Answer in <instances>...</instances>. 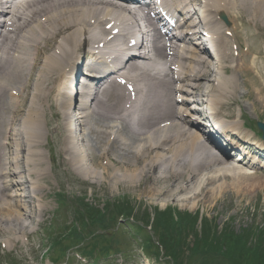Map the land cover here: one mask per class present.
Listing matches in <instances>:
<instances>
[{
	"label": "bare ground",
	"instance_id": "bare-ground-1",
	"mask_svg": "<svg viewBox=\"0 0 264 264\" xmlns=\"http://www.w3.org/2000/svg\"><path fill=\"white\" fill-rule=\"evenodd\" d=\"M195 1L154 0L163 13L159 20L172 22L175 35L186 36L182 26L196 38L198 24L209 32L218 61L185 62L169 87H156L159 70L147 46L110 35L96 21L98 0H0V254L18 247L33 220L48 211L41 148L45 143L52 160L48 142L56 166L79 172L112 196L129 191L155 208L171 202L213 211L228 192L240 200L264 197V161L260 165L250 151L264 150V142L241 136L233 112L245 99L264 114V0H201L198 22L190 11ZM190 53L189 59L198 55ZM82 54L89 78L74 88L69 77L77 70H69ZM109 59L116 60L105 66ZM119 70L122 82L109 81ZM130 85L135 96L123 101V87ZM61 87L68 99L57 108ZM76 92L81 99L74 105ZM185 95L229 122L212 119L213 130L200 126L183 107L190 100ZM171 117L174 130L165 121ZM237 150L244 157L229 161Z\"/></svg>",
	"mask_w": 264,
	"mask_h": 264
},
{
	"label": "rangeland",
	"instance_id": "rangeland-1",
	"mask_svg": "<svg viewBox=\"0 0 264 264\" xmlns=\"http://www.w3.org/2000/svg\"><path fill=\"white\" fill-rule=\"evenodd\" d=\"M83 73L86 71L80 64L79 72H74L71 82L68 81L69 86L78 88L82 77H85ZM238 85L239 91H243L239 80ZM64 89L60 88L59 102L63 99ZM67 99L65 96L63 101ZM73 101L74 105L79 104V93L74 94ZM62 103L55 105L61 108ZM188 107L191 109L193 103ZM239 107H233L237 124H241L237 116L242 112L245 126L256 133L254 123L263 124L264 114L259 117L245 99L241 100ZM47 120L51 119L47 116ZM51 122L55 123L54 120ZM58 123H62L59 116ZM245 126L241 127L242 135H254ZM41 127H45L43 121ZM47 137H51L50 132ZM257 137L261 139L258 134ZM46 147L45 143L41 146L47 172V180L42 186L49 194L45 200L48 211L43 217L33 220L32 229L26 232V237L20 238L18 247L9 245L10 248L1 250V264H141L147 256L145 254H152L151 250H155V256L150 262L142 264H242L246 257L242 254L241 244L234 240L246 238L248 241L256 240L258 244L264 240V197L260 195L240 200L228 192L215 204L213 211H204L200 205L188 210L171 202L164 207L158 203L155 208L148 205L146 199L139 200L129 191H116L112 196L107 189L93 185L91 179L79 172L67 166H56L57 156L53 159L51 142H48V147L52 160ZM88 166L94 167L89 159ZM8 193L11 194L12 190ZM59 193L68 196L65 203L68 210L56 202ZM71 216L74 220L78 218L76 225L68 220ZM73 227L76 239L68 242ZM178 229L180 234L174 232ZM146 242H150L151 247L148 253L143 245ZM208 242L212 243V247L189 252L201 244L207 247ZM180 247L181 250H188L178 255ZM10 249L9 253L7 250ZM159 250L176 252V255L168 256L165 252L168 256L165 259L158 256ZM3 251L7 254L3 255Z\"/></svg>",
	"mask_w": 264,
	"mask_h": 264
},
{
	"label": "trees",
	"instance_id": "trees-1",
	"mask_svg": "<svg viewBox=\"0 0 264 264\" xmlns=\"http://www.w3.org/2000/svg\"><path fill=\"white\" fill-rule=\"evenodd\" d=\"M174 232L176 234H180L181 230L178 229L177 231H174ZM234 242L241 244L242 254H244V257H246L245 263H242V264H248L247 262H250V264H264V252H262V250L264 249V240H262L259 244H258V241L256 242V240L248 241V240H246V238L242 239V240H238V241L234 240ZM169 244H170L169 248L173 251V249H172L173 246L171 245V243H169ZM206 244H207V247H205V246H203V244H201L199 247H197L191 251L189 250V252L193 253L194 251H196L198 249L203 250L204 248L212 247L211 242H208ZM161 247H162V245H161ZM185 250H188V249L184 248L183 250H181V247H180V251L177 252L178 255L184 254ZM167 251H169V250L167 249ZM165 252H166V250H165ZM166 254L168 256H171V255L173 256V254L176 255V252H166Z\"/></svg>",
	"mask_w": 264,
	"mask_h": 264
}]
</instances>
